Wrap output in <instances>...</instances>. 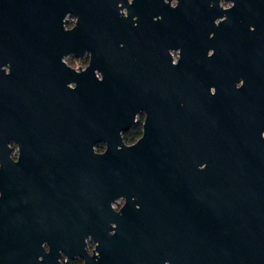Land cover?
Returning <instances> with one entry per match:
<instances>
[{
  "label": "water",
  "instance_id": "1",
  "mask_svg": "<svg viewBox=\"0 0 264 264\" xmlns=\"http://www.w3.org/2000/svg\"><path fill=\"white\" fill-rule=\"evenodd\" d=\"M134 1H159V9L165 8L163 0ZM125 2L0 0V264H57L59 250L66 264L76 256L84 264H103L125 241L133 242L130 255H138L136 243L152 240V231L133 226L110 235L104 225L117 216L110 203L121 195H136L146 210L168 212L164 215L175 217L182 232L185 222L191 264H264V150L242 154L222 143L210 100L199 112L180 99L182 67L175 70L174 97L166 89L164 97L146 99L144 93L137 103L125 100L120 13ZM256 2L264 7V0ZM199 3L182 0L176 9L186 17L178 24L193 37L201 25ZM67 16L75 18L70 29ZM256 20L264 34V18ZM84 53L93 58L79 73L63 62ZM158 78L168 84V76ZM134 103L147 114L146 123L142 137L125 146L120 131L131 124ZM24 109L42 115L30 138ZM169 120L176 122L174 131ZM13 136L21 161L30 143L79 147V156L69 157L74 165L56 168L57 193L27 197L26 173L9 158ZM98 143L106 145L102 154L93 152ZM89 236L97 243L92 255L86 252Z\"/></svg>",
  "mask_w": 264,
  "mask_h": 264
},
{
  "label": "flooded vegetation",
  "instance_id": "2",
  "mask_svg": "<svg viewBox=\"0 0 264 264\" xmlns=\"http://www.w3.org/2000/svg\"><path fill=\"white\" fill-rule=\"evenodd\" d=\"M161 3L165 8L160 10L159 1L126 0L120 12L124 31L121 67L125 100L137 103L144 98V93L146 99L149 95L164 97L166 89L168 97H174L175 70L182 67L186 81L180 99L196 104L199 112L204 101L210 100L222 143L232 144L242 154H249L255 148L263 151L264 34L257 30L256 18L257 15L264 18V7H257L256 0H200L201 25L193 37L185 24H178L186 23L185 13L179 17L176 11L182 0H163ZM71 18L72 22L65 19V29L74 25L75 18ZM92 58L91 53H84L79 58L69 55L63 58V62L67 68L79 73ZM70 61L75 62V66H71ZM93 73L98 81L102 80V73L95 67ZM159 76H168V84H160ZM75 86V83L67 84L70 89ZM136 103L131 124L120 131L125 146L134 145L144 132L147 114ZM24 116L28 118L25 128L30 138L31 128L40 126L42 115L36 111L25 112L24 109ZM31 118L38 122L33 123ZM192 120L189 116L188 121ZM166 124L175 130V120ZM39 126L35 128L38 134ZM8 149L11 162L14 166L20 165L26 173L24 190L31 200L57 193L56 168L71 163L69 157L79 156L76 152L79 147L74 144L48 146L30 143L26 146L25 159L21 161L20 145L15 136L9 140ZM105 149L104 143L93 146L94 154H102ZM72 162L69 165L76 161ZM110 207L117 215L104 222L105 227L111 228L110 235L116 229L135 226L139 230L152 231L154 238L137 242L138 255L135 256L130 255L133 242L120 243V253L110 256L103 264H191L185 222L182 232L175 217L164 215L168 212L146 210L136 195L118 196ZM85 243L86 252L92 255L97 243L90 236ZM40 248L45 254L49 252L46 241L41 242ZM38 257L41 261L42 256ZM66 261L62 250H59L56 263L66 264ZM71 264H84V260L76 256Z\"/></svg>",
  "mask_w": 264,
  "mask_h": 264
},
{
  "label": "rangeland",
  "instance_id": "3",
  "mask_svg": "<svg viewBox=\"0 0 264 264\" xmlns=\"http://www.w3.org/2000/svg\"><path fill=\"white\" fill-rule=\"evenodd\" d=\"M66 21H70V22H72L73 19H72L71 17H67V18H66ZM69 64H70L71 66H75L76 63H75V62L73 63V62L70 61Z\"/></svg>",
  "mask_w": 264,
  "mask_h": 264
}]
</instances>
